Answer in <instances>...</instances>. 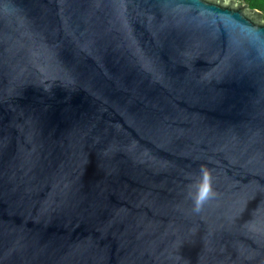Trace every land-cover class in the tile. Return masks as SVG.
<instances>
[{
	"label": "water",
	"instance_id": "1",
	"mask_svg": "<svg viewBox=\"0 0 264 264\" xmlns=\"http://www.w3.org/2000/svg\"><path fill=\"white\" fill-rule=\"evenodd\" d=\"M0 264H264L262 12L0 0Z\"/></svg>",
	"mask_w": 264,
	"mask_h": 264
},
{
	"label": "trees",
	"instance_id": "2",
	"mask_svg": "<svg viewBox=\"0 0 264 264\" xmlns=\"http://www.w3.org/2000/svg\"><path fill=\"white\" fill-rule=\"evenodd\" d=\"M248 4L251 9H258L263 14L264 19V0H236Z\"/></svg>",
	"mask_w": 264,
	"mask_h": 264
},
{
	"label": "snow or ice",
	"instance_id": "3",
	"mask_svg": "<svg viewBox=\"0 0 264 264\" xmlns=\"http://www.w3.org/2000/svg\"><path fill=\"white\" fill-rule=\"evenodd\" d=\"M205 191H207V189H205Z\"/></svg>",
	"mask_w": 264,
	"mask_h": 264
}]
</instances>
